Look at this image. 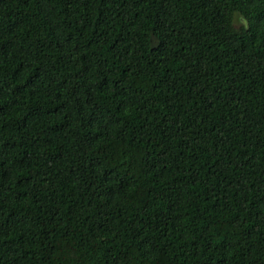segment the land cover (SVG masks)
I'll return each mask as SVG.
<instances>
[{
	"label": "trees",
	"instance_id": "1",
	"mask_svg": "<svg viewBox=\"0 0 264 264\" xmlns=\"http://www.w3.org/2000/svg\"><path fill=\"white\" fill-rule=\"evenodd\" d=\"M0 264H264V0H0Z\"/></svg>",
	"mask_w": 264,
	"mask_h": 264
}]
</instances>
